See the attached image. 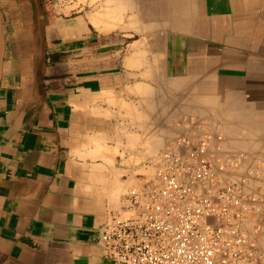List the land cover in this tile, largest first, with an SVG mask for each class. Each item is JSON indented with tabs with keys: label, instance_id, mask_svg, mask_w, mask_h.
<instances>
[{
	"label": "crops",
	"instance_id": "crops-1",
	"mask_svg": "<svg viewBox=\"0 0 264 264\" xmlns=\"http://www.w3.org/2000/svg\"><path fill=\"white\" fill-rule=\"evenodd\" d=\"M3 1L0 264H115L107 213L186 114L264 162V0Z\"/></svg>",
	"mask_w": 264,
	"mask_h": 264
},
{
	"label": "built area",
	"instance_id": "built-area-1",
	"mask_svg": "<svg viewBox=\"0 0 264 264\" xmlns=\"http://www.w3.org/2000/svg\"><path fill=\"white\" fill-rule=\"evenodd\" d=\"M224 136L192 114L158 154L154 172L107 213L98 242L115 264H264L247 228L264 215V162L225 149Z\"/></svg>",
	"mask_w": 264,
	"mask_h": 264
},
{
	"label": "water",
	"instance_id": "water-1",
	"mask_svg": "<svg viewBox=\"0 0 264 264\" xmlns=\"http://www.w3.org/2000/svg\"><path fill=\"white\" fill-rule=\"evenodd\" d=\"M2 1L0 0V79L2 75V66H3V58H4V51H5V38H4V30H3V20H2ZM36 7L41 9L40 0H33Z\"/></svg>",
	"mask_w": 264,
	"mask_h": 264
},
{
	"label": "rangeland",
	"instance_id": "rangeland-1",
	"mask_svg": "<svg viewBox=\"0 0 264 264\" xmlns=\"http://www.w3.org/2000/svg\"><path fill=\"white\" fill-rule=\"evenodd\" d=\"M45 1H47V0H45ZM48 1H55V0H48ZM4 2V1H3ZM81 2H85V0H67V12H69V11H74L75 9H79L80 8V3ZM90 3H93L94 2V0L92 1H89ZM137 2H139V0H136V3ZM223 136H224V140H225V133H223ZM224 142V141H223ZM224 144V143H223ZM240 169H241V167H239L238 169H237V173L238 174H240L241 173V171H240ZM154 172V168L151 170V172H150V174H152ZM264 216V215H263ZM250 228H251V232L253 233H255V225H252L251 223H250Z\"/></svg>",
	"mask_w": 264,
	"mask_h": 264
},
{
	"label": "bare ground",
	"instance_id": "bare-ground-1",
	"mask_svg": "<svg viewBox=\"0 0 264 264\" xmlns=\"http://www.w3.org/2000/svg\"><path fill=\"white\" fill-rule=\"evenodd\" d=\"M93 1V0H92ZM122 15V14H121Z\"/></svg>",
	"mask_w": 264,
	"mask_h": 264
}]
</instances>
